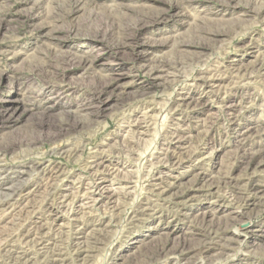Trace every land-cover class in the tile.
I'll return each mask as SVG.
<instances>
[{"label": "rangeland", "instance_id": "obj_1", "mask_svg": "<svg viewBox=\"0 0 264 264\" xmlns=\"http://www.w3.org/2000/svg\"><path fill=\"white\" fill-rule=\"evenodd\" d=\"M260 4L0 0V145L42 114L59 119L81 108L85 115L96 101L101 111L82 134L64 140L84 144L76 156L53 154L44 142L21 152L29 156L20 162L11 156L0 162L9 167L0 175L4 185L31 160L65 171L55 180L56 201L29 214L22 211L38 203L48 181L27 178L16 209L0 212V240L6 239L0 252L11 248L34 264L52 251L43 264L62 258L78 264L52 243L65 246L94 233L101 240L91 239L87 264H139L137 257L158 242L167 243L170 260L151 264H264V205L258 204L264 201V8H254ZM101 86L103 95L94 99ZM122 101L133 104L122 108ZM217 179L229 187L216 188ZM248 182L256 196L241 208L235 197H244ZM18 220L22 226L7 236ZM200 221L225 229L207 235ZM37 241L43 245L31 247ZM202 242L203 254L171 260L172 247Z\"/></svg>", "mask_w": 264, "mask_h": 264}, {"label": "bare ground", "instance_id": "obj_2", "mask_svg": "<svg viewBox=\"0 0 264 264\" xmlns=\"http://www.w3.org/2000/svg\"><path fill=\"white\" fill-rule=\"evenodd\" d=\"M254 8H255V13H259L264 8V4H260V5H258V7H254ZM231 30H233L235 32V29H231ZM129 36H131V35H129ZM121 42H123V41H121ZM62 60L66 64L70 63L69 57H65ZM178 65L182 66V64H180V63ZM106 84L107 83H105L104 87H106ZM104 87H102L101 89L99 87H95L92 97L94 99L95 98L96 99L101 98V96L103 95V92L105 90ZM97 102L98 101L94 102V104L92 106L86 107L87 111H86L85 115L79 114L80 111L82 110L81 108H77L76 111H74V112L67 110L62 115V117H60L59 119H50L45 114H42L40 116V118L38 119V121L33 122L30 125V129L26 130L24 133H21L18 136H16L15 138H13L7 142H4L3 144L0 145V162H4L5 158H7V156H11L10 159L13 162H20V160H22L24 157L29 156V153L28 154H22L21 152L33 151L34 149H37L39 146L43 145L44 142H47L52 146V147L50 146L51 150L49 152H51L53 154H56V155H59L62 157L63 156H65V157L76 156V154L80 151L81 147H83L84 144L83 143H77V144H74V147H73V146L63 145V142H64V140H66L67 137L73 135L74 133L82 134L80 131H82L83 129L90 126V123L92 121L91 120L92 116L94 118L101 116L100 115V113H101L100 106L96 104ZM121 104H122L121 107L125 108L127 106H131V104H133V102L132 101H126V102L122 101ZM119 106H120V104H119ZM162 108L164 109V111L167 110L168 109L167 103L164 104ZM6 111L8 112V110H6ZM70 114H72V115H70ZM137 125H139V124L137 123ZM126 143H127V147H131L129 142H126ZM67 144H68V142H67ZM17 151H19V152H17ZM45 152H48V151H45ZM45 152H43L42 154H45ZM42 154H40V155H42ZM177 162L178 163L182 162V159H178ZM20 165L21 166H18V167H20V173L15 175V177H13V179H10V182H11L10 184L4 185V184L0 183V212L10 210V209L11 210L16 209V207L18 206L17 205L18 204L17 198L21 195V191L25 188L26 184H28L29 179L27 181V178H31V177L35 178V180H36L35 184H40L39 182H41L42 179L47 180L48 182H47V184H45L46 186H45L44 193H43L41 199L38 201V203L35 202V204H30V210L24 211L25 210L24 209L22 212L29 214V212H31V210L35 211L36 209L40 210L42 208H43L42 211H44V209L47 208L45 205H43L44 201L50 200V198H51V200H55V197L58 194V192L56 193L57 184L55 183V180L58 177H60L61 175H64L65 171L62 168H60L59 166L52 165L49 160L48 161L31 160L29 163H22ZM95 167L96 166H93L92 169H94ZM0 170H2L0 175L3 176L6 173V170H9V167H7L5 165L3 167H0ZM93 172H94L93 177L98 175L97 169L94 170ZM250 177H251V175L249 176V178ZM79 183L84 185L83 181H80ZM214 183H215L216 188H219L220 186L229 187L228 182L221 181L219 179L215 180ZM86 184H88V183H86ZM250 185H251V182H248V185L243 189L244 192L246 193L244 195V197H235V198L240 199L239 207H241V208L247 206V204H248L247 201L253 202V197L256 196L255 191L252 192ZM58 190H59V188H58ZM258 204L264 205V201L259 200ZM49 206H50V208L52 207L51 204ZM133 213H134V211L132 212V214ZM113 216L118 217L119 216L118 212L114 213ZM248 219H249V216H247V219L241 220L240 223L245 224L248 221ZM21 222H22L21 220H18V222L17 221L13 222L12 226L10 228V230L12 229L11 232H9V230H8L6 235L7 236L13 235V233L15 231H17L20 226H22ZM200 222L203 223V221H200ZM202 226H204L203 231L205 233H207V235H210L212 233L218 234L219 231L225 229V226L216 225L218 227V228H216L213 226V224H209V223L208 224L203 223ZM17 234L14 235V237L17 236ZM3 239L0 240V246L5 245L6 239L5 240H3ZM68 239H70V238H68ZM91 239L93 241H96V242H100V240H101L99 238V235H96L94 233H92V234L90 233L88 235V237H86L83 241H79V240L75 241V242L74 241H68L65 244V246L64 245L60 246L59 244L56 245L55 243H52V245H53L52 248H53V250H55L57 248L60 251V253L62 250L65 251V249H66L67 251H65V252H68L70 254H74V256L73 255L72 256L74 258V261H77L78 264H87L86 263L87 262L86 252L88 250H93L95 248L94 246H90ZM80 244H83V245H80ZM35 245H43V243L37 241L33 245H31V247H34ZM240 245H241V242H240ZM63 246H64V248H63ZM83 246L86 247L85 248L86 250L84 248H82ZM192 246L193 245H189L188 247H185L184 245H180V246L172 247L171 251L173 253V256H171V258H172L171 260L178 261L181 255L186 253L185 254V256H186L189 252H193V251L194 252L198 251L199 253L203 254L205 251L204 249H206V247H207L204 242L195 244L194 247H192ZM6 248H3L2 252H0V257L2 258V262L8 261V264H29V263H31L30 259L26 258L25 255H22V254L18 255V254H16V251H13L11 248H7V249ZM167 249H168V247H167L166 242H158L157 244H155L154 247H152L150 249V251H146L145 253H141L140 257L139 256L137 257V260L139 261V264H151L152 262L158 263L160 261V259H163L165 257L164 255L166 254ZM81 250H83V252L85 254V255H83L82 258L79 256V252ZM51 253L53 254L52 251L46 252V255H44V259H42L41 261L38 260L39 261L38 263H37V261H35L34 264H36V263L37 264H39V263L43 264L46 260H47L46 262H48V258L52 256ZM64 259L65 258H62L60 260L61 262L59 264H64L65 263ZM168 260H170V258L165 257L161 261L165 262Z\"/></svg>", "mask_w": 264, "mask_h": 264}]
</instances>
